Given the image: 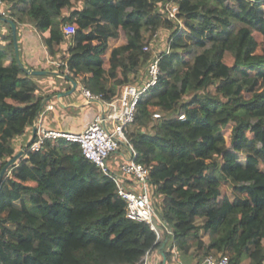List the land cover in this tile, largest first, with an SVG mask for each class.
I'll return each mask as SVG.
<instances>
[{"label": "trees", "instance_id": "1", "mask_svg": "<svg viewBox=\"0 0 264 264\" xmlns=\"http://www.w3.org/2000/svg\"><path fill=\"white\" fill-rule=\"evenodd\" d=\"M1 1L54 50L58 66L43 70L67 71L103 102L119 86L143 84L155 55L159 76L124 129L135 161L149 169L158 233L126 218L115 182L78 143L45 139L1 180L0 264H162V247L165 264H204L209 255L264 264V58H252L254 34L264 37V0ZM167 5L178 8L177 20ZM164 30L167 46L144 51ZM121 35L111 56L110 41ZM219 44L231 64L208 55ZM8 54L12 29L0 20V171L29 140L49 97L38 83L48 77H21Z\"/></svg>", "mask_w": 264, "mask_h": 264}, {"label": "built area", "instance_id": "2", "mask_svg": "<svg viewBox=\"0 0 264 264\" xmlns=\"http://www.w3.org/2000/svg\"><path fill=\"white\" fill-rule=\"evenodd\" d=\"M177 7L167 5L168 17L177 20ZM0 17L9 18L3 9V2L0 0ZM66 35L75 32L73 25H66L63 28ZM158 34L154 35L157 38ZM167 46V43H166ZM148 51V45L143 47ZM158 57L154 56L153 61L147 69V77L143 84H125L117 89L116 95L106 103L107 110L104 114H96L81 131L66 132L61 130L47 129L37 126V133L34 142L29 147L32 151H41L45 139L63 138L66 141L78 143L83 156L94 163L104 174L110 176L117 186L118 195L125 201V216L129 220L142 222L158 233L156 215L151 204L150 189L147 185L149 169L136 162V153L132 144L125 134V127L132 124L139 98L152 86L157 83L159 76ZM81 93L86 103L102 102L101 96L91 93L82 88ZM160 115L153 114V119L158 120ZM183 120L184 115H179ZM121 148H125L128 158L114 168L110 167V159L117 154ZM168 232L169 229H167ZM158 235V240H159ZM204 264H229L226 255H209L204 259Z\"/></svg>", "mask_w": 264, "mask_h": 264}, {"label": "crops", "instance_id": "3", "mask_svg": "<svg viewBox=\"0 0 264 264\" xmlns=\"http://www.w3.org/2000/svg\"><path fill=\"white\" fill-rule=\"evenodd\" d=\"M12 20L18 24L20 28V48L23 51L22 63L26 67L30 66L29 68L35 70L46 69L49 65L58 66V63L55 62L54 50H51L42 44L39 34L34 27L28 23L19 24L15 19ZM115 47V45L110 47L111 56L116 55L113 51V48ZM47 50H49V55ZM76 82L77 89L73 94L63 97L60 100L53 98L44 106L38 116L36 127L77 133L81 131V129L86 126L96 114L102 115L105 113L108 109L106 103H86L81 93L82 87L78 81ZM38 83L43 91L48 93L49 96L56 92L65 91L63 84L58 78L48 77L39 80ZM32 132L33 124L28 133L29 139L32 136ZM116 155L118 156V159H114V156L116 157ZM128 155V151L125 148H121V151L110 159V167L114 168L127 159ZM162 248L158 252L159 255H161L160 251ZM244 262L248 264L249 259H244L241 264H245Z\"/></svg>", "mask_w": 264, "mask_h": 264}, {"label": "water", "instance_id": "4", "mask_svg": "<svg viewBox=\"0 0 264 264\" xmlns=\"http://www.w3.org/2000/svg\"><path fill=\"white\" fill-rule=\"evenodd\" d=\"M0 20L6 21L11 25V29H12V37H13V45H14V59L11 58V55H9V57L18 64V66H20L23 70V72L25 74L28 75H33V76H48V77H54V78H58V79H62V80H66L70 83V89L67 91H63V92H56L53 93L52 95H50L48 98H45L39 109L37 110L34 120H33V132H32V136L31 138L24 144V146L11 158L8 160L7 164L1 169L0 171V183L1 180L3 178V175L5 174L6 170L8 169V167L13 164L17 159H19L20 157H22L27 149L31 146V144L34 142V138L35 135L37 133V127H36V123H37V119L39 114L41 113L42 109L44 108V106L53 98L56 99H61L63 97L69 96L71 94H73L75 92V90L77 89V82L70 77L69 73L67 71L65 72H58V71H53V70H35L32 68H27L21 61L20 59V55H19V45H18V41H17V30H16V23L10 19V18H6V17H0ZM16 64V65H17ZM160 254L162 256V264L166 263V258L164 255V252L161 250Z\"/></svg>", "mask_w": 264, "mask_h": 264}, {"label": "rangeland", "instance_id": "5", "mask_svg": "<svg viewBox=\"0 0 264 264\" xmlns=\"http://www.w3.org/2000/svg\"><path fill=\"white\" fill-rule=\"evenodd\" d=\"M167 34H168V32L165 31V30L164 31H159L157 39H155L150 44H148L149 50L151 48H154V50L157 52V51H159L161 49H164L166 47ZM254 36H255V38H256V40L258 42V47H257L255 53L252 55V58L253 59H255V58H264V37L259 35L258 33H255ZM124 42H125V38H124L123 35H121L120 38L110 41V47H112L114 45L115 46H119L120 44H123ZM144 42H145V39H144ZM223 48H224V45L223 44H219L215 48L210 50L209 53H208V55L215 61V63L217 65H219L221 63V60L225 61L228 64L232 63V58L230 57L229 54H224L223 55ZM11 58L14 59V55H11ZM20 76L23 77L24 76V72L23 73L20 72ZM181 80H187L186 76L182 75L181 76ZM188 97H189V95H188ZM155 127L158 130L161 131V127H160V123L159 122H157L155 124ZM164 135L166 137L170 138L171 142H180L181 139H182V136L178 132H175V131H172V132L166 131V132H164ZM119 151H121V150H119ZM114 159H118V156L117 155H116V157L114 156ZM150 196H151V199L154 200V196H153V194L151 192H150ZM152 260H154V259H152ZM248 264H250V263H248Z\"/></svg>", "mask_w": 264, "mask_h": 264}]
</instances>
